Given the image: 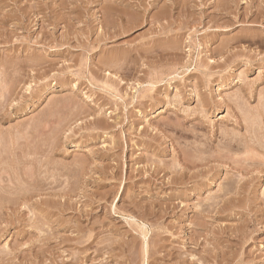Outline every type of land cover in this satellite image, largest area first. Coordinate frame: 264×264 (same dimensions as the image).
Returning <instances> with one entry per match:
<instances>
[{
  "label": "rangeland",
  "instance_id": "obj_1",
  "mask_svg": "<svg viewBox=\"0 0 264 264\" xmlns=\"http://www.w3.org/2000/svg\"><path fill=\"white\" fill-rule=\"evenodd\" d=\"M0 90V264H264V0H0Z\"/></svg>",
  "mask_w": 264,
  "mask_h": 264
},
{
  "label": "bare ground",
  "instance_id": "obj_2",
  "mask_svg": "<svg viewBox=\"0 0 264 264\" xmlns=\"http://www.w3.org/2000/svg\"><path fill=\"white\" fill-rule=\"evenodd\" d=\"M2 87V86H1ZM4 87V86H3ZM3 87H2V89H3ZM1 91V90H0ZM3 91V90H2ZM4 92V91H3ZM1 93V92H0ZM2 94V93H1ZM1 96V95H0ZM4 98V97H3ZM1 102V101H0ZM1 143V142H0ZM232 143V142H231ZM230 144V143H229ZM234 144V143H233ZM3 146V145H2ZM253 151V150H252ZM199 152V151H198ZM248 154V153H247ZM0 155H1V153H0ZM189 155V154H188ZM219 155V154H218ZM237 155V154H236ZM239 155V154H238ZM237 155V156H238ZM4 156V155H3ZM233 156H235V155H233ZM237 156H236V158H237ZM257 157V156H256ZM4 158V157H3ZM197 158V157H196ZM230 158V157H229ZM249 158V157H248ZM221 159V158H220ZM223 159V158H222ZM234 159V158H233ZM260 159V158H259ZM8 160V159H7ZM192 160V159H191ZM201 160V159H200ZM199 161V160H198ZM199 162H201V161H199ZM255 165V164H254ZM234 166V165H233ZM236 166V165H235ZM223 167H225V166H223ZM3 170H5V169H3ZM4 173V172H3ZM6 173V172H5ZM239 181V180H238ZM9 182V181H8ZM20 182V181H19ZM237 182V181H236ZM241 182V181H240ZM10 183V182H9ZM238 184V183H237ZM227 188V187H226ZM235 190V189H234ZM13 191H15V190H13ZM224 192H225V190H224ZM12 196V195H11Z\"/></svg>",
  "mask_w": 264,
  "mask_h": 264
}]
</instances>
